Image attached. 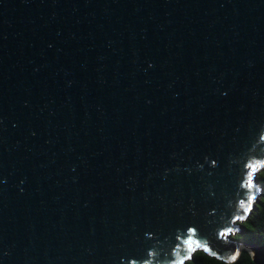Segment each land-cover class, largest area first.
Instances as JSON below:
<instances>
[{
    "label": "water",
    "instance_id": "1",
    "mask_svg": "<svg viewBox=\"0 0 264 264\" xmlns=\"http://www.w3.org/2000/svg\"><path fill=\"white\" fill-rule=\"evenodd\" d=\"M263 168L264 0H0V264H264Z\"/></svg>",
    "mask_w": 264,
    "mask_h": 264
},
{
    "label": "trees",
    "instance_id": "2",
    "mask_svg": "<svg viewBox=\"0 0 264 264\" xmlns=\"http://www.w3.org/2000/svg\"><path fill=\"white\" fill-rule=\"evenodd\" d=\"M256 183L260 185V197L256 207L248 217L241 222V231L233 236L236 239L245 244L264 248V168L260 171L256 178ZM184 264H225L209 257L204 254L203 251H195L189 261ZM232 264H255L251 258V255L246 251H242L238 260Z\"/></svg>",
    "mask_w": 264,
    "mask_h": 264
},
{
    "label": "rangeland",
    "instance_id": "3",
    "mask_svg": "<svg viewBox=\"0 0 264 264\" xmlns=\"http://www.w3.org/2000/svg\"><path fill=\"white\" fill-rule=\"evenodd\" d=\"M261 170H262V169H261ZM261 170H259V171L255 172V174H254V179H256V178H257V176H258V174L260 173V171H261ZM259 197H260V196H259ZM233 236H234V235H233ZM233 236H232V237H233Z\"/></svg>",
    "mask_w": 264,
    "mask_h": 264
},
{
    "label": "snow or ice",
    "instance_id": "4",
    "mask_svg": "<svg viewBox=\"0 0 264 264\" xmlns=\"http://www.w3.org/2000/svg\"><path fill=\"white\" fill-rule=\"evenodd\" d=\"M249 187H251V177H249ZM190 243V241H189ZM180 264H183V262L181 261Z\"/></svg>",
    "mask_w": 264,
    "mask_h": 264
}]
</instances>
